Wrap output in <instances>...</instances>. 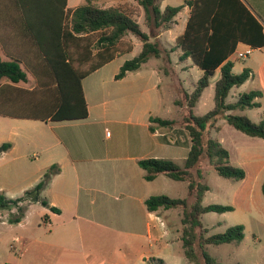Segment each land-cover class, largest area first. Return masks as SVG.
<instances>
[{"label":"crops","instance_id":"crops-1","mask_svg":"<svg viewBox=\"0 0 264 264\" xmlns=\"http://www.w3.org/2000/svg\"><path fill=\"white\" fill-rule=\"evenodd\" d=\"M131 1L142 10L140 18H145L142 7ZM242 1L264 26V17L258 15L264 16V0ZM85 4L86 0H67L66 11ZM179 6H184V0L161 2L162 10ZM190 16L191 9L183 7L172 27L162 30L157 37L162 47L170 51L167 65L182 73L196 67L190 59L180 61L182 52L174 50ZM25 20L18 12H0V47L4 61L18 60L22 69L25 67L30 73H26L27 82L16 86L32 90L39 85V80L30 67L36 64L43 68L45 64L33 36L23 25ZM133 44L132 51L121 53L82 80L89 111L86 119L42 122L0 114V192L7 199L24 197L42 181L50 167L59 165L61 168L41 194V198L60 213L41 203H20L27 207L24 218L16 223L21 232L18 241L23 254L28 256L25 264H153V260H163V264H190L184 254L182 228L176 226L181 219L171 225V219L181 211L150 212L146 206L149 198L167 194L164 192L172 186L181 190L180 185L185 182L164 175L147 181L139 162L169 159L182 165L189 155L191 140L177 126L172 132L164 128L156 132L150 130L152 117L163 118L162 71L167 74L163 59H151L141 70L116 79L123 65L142 51V43L134 41ZM248 46L240 43L229 60L234 64V61L248 59L239 73L234 64L233 72L251 70L252 77L247 82H255V90L263 92L259 100L262 106L252 109L261 111L259 119L252 120L258 123L264 117V47L239 59L236 52ZM180 74L179 84L185 87L186 79ZM220 77L218 69L209 87L216 86ZM224 124L221 131L212 132V137L214 132L222 135L218 141L229 150L232 162L247 170L245 152L237 146L234 136L231 135L233 145L236 144L235 153L229 147L232 143L224 139ZM4 144L11 147L2 151ZM253 144L264 147L258 140ZM252 159L257 160L253 163L256 176L264 173V155ZM246 172L248 178L249 172ZM8 212L15 214L17 208ZM0 220L5 224L4 211L0 212Z\"/></svg>","mask_w":264,"mask_h":264},{"label":"trees","instance_id":"trees-1","mask_svg":"<svg viewBox=\"0 0 264 264\" xmlns=\"http://www.w3.org/2000/svg\"><path fill=\"white\" fill-rule=\"evenodd\" d=\"M134 1L142 7L145 24L151 32L143 31L131 12L118 7L99 8L93 4V0H86L85 5L67 11V0H0V12L9 10L24 15L26 20L23 25L33 36L45 64L43 68L36 64L30 67L39 80L38 86L32 90L17 87V84L27 82V74L18 60L4 61L0 47V114L42 122L86 119L89 111L82 80L121 53L132 51L133 46L126 50L123 48L129 35L141 41L142 51L123 65L116 76L117 80L141 70L151 59H163L166 56V60L170 61V51L162 47L157 37L162 30L170 29L183 7L188 6L191 16L174 50L182 52L180 61L190 59L204 75L192 92L179 84V98L174 103L183 111L179 123L191 140V149L182 165L169 159H148L139 164L145 171L147 181H154L164 175L174 181L188 183L187 198L153 196L146 201L148 211L181 209V240L189 263L221 264L210 255L208 246L241 244L246 228L236 225L224 233L206 236L209 229L202 222L203 215L225 214L235 211V208L203 204L210 187L204 182L202 162H208L225 179L242 182L247 178L246 170L232 162L229 150L212 137V132L221 131L222 126L218 123L225 120L249 137L264 140V117L255 123L246 115L234 113L260 108L262 105L259 100L263 92L254 90L242 94L235 103L227 102L230 92L243 86L252 77L249 69L240 74L234 73V64L229 58L240 43L254 49L264 47V26L242 0H184V6L167 7L165 10L161 9L162 0ZM218 69L221 70V77L215 86V107L206 115L198 116L195 108ZM4 81L8 83L4 85ZM150 122L152 132L158 128L174 129L178 124L177 120L159 117H152ZM10 147L11 144H4L1 150L6 151ZM60 172L59 165L50 167L42 181L18 200H9L0 192V212L17 208L18 214L10 222L19 223L27 210L20 203L26 201L50 207L41 194ZM261 185L264 197V182ZM50 208L60 213L59 209ZM153 264H163V260H153Z\"/></svg>","mask_w":264,"mask_h":264},{"label":"rangeland","instance_id":"rangeland-1","mask_svg":"<svg viewBox=\"0 0 264 264\" xmlns=\"http://www.w3.org/2000/svg\"><path fill=\"white\" fill-rule=\"evenodd\" d=\"M93 4L99 8H109L110 6L123 8L131 12L134 18L140 22L142 30L148 33L150 32V29L145 24V18H140L142 10L131 0H93ZM256 11L258 10H254V12ZM258 15L264 17L262 14ZM134 41L141 43L137 37L133 35L127 36L123 48L126 50L129 46H134ZM166 59L167 57L164 56L162 60L167 74L165 71H162L163 80L161 89L164 100V112L161 115L163 118L179 121L183 117V111L181 108L177 107L174 102L179 98L178 91L180 85L178 76L182 72L177 70L174 71L170 65H167L168 62ZM247 61L248 59L244 61H234L236 66L235 71L239 73L242 70V66L246 64ZM23 69L28 75L30 74L25 67H23ZM180 76L186 79L185 83L187 85H185V87L192 92L196 82L202 77V71L195 67L190 72H184L180 74ZM255 85V82L250 80L240 88L233 89L228 97V102L234 103L242 94L254 91L256 89ZM214 95L215 86L208 87L205 90L201 101L195 109L196 115L203 116L214 109ZM260 112L261 111L258 110H246L244 112L237 111L234 113L246 115L255 121L259 119ZM223 124L225 125L223 134L224 139H227L228 143H232L235 138L237 146L245 152L246 171L249 172V177L242 182L225 179L220 177L208 162H202L205 169L204 182L210 187V191L207 193L203 204L205 206L224 205L233 206L235 208V211L225 214H205L202 217V222L205 228L209 229V233H207L206 236L224 233L232 226L244 225L246 228L245 238L241 244L209 245L208 252L221 264H264V197L261 185L264 182V173L256 176L253 163L257 160L252 159L253 156L264 155V147L255 146L253 142L258 140L264 143V140L249 137L227 124L225 120L221 121L219 125ZM178 127H180V124H177V128ZM170 131L172 132L173 130L170 129ZM229 131L234 134H230ZM231 135H233L234 138ZM221 137L222 135L214 132V139L220 140ZM235 145H233V143L229 144L232 153L236 151ZM254 179H256V181ZM170 182L171 184H178L173 181ZM186 184V182L181 183V190H176L174 186H172V188L164 192L167 193L164 195H172L181 199L187 198L189 196V187ZM180 211L181 213L176 214L177 217L171 219V225H175L180 219L182 220V210H175V212ZM4 214L5 224H2L0 220V264H25L28 256L23 254L22 244L18 241V237L21 233L18 227L19 225L10 222V219L14 218V216L18 214V211L14 215L9 214L8 210H5ZM9 216L10 218H8ZM9 224H11V226ZM176 226L183 227L181 221L180 223H176Z\"/></svg>","mask_w":264,"mask_h":264},{"label":"built area","instance_id":"built-area-1","mask_svg":"<svg viewBox=\"0 0 264 264\" xmlns=\"http://www.w3.org/2000/svg\"><path fill=\"white\" fill-rule=\"evenodd\" d=\"M254 48L252 46H248L244 51H237L236 55L239 59H244L252 55Z\"/></svg>","mask_w":264,"mask_h":264}]
</instances>
